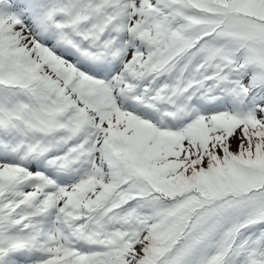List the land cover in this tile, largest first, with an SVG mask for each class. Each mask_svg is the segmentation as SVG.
<instances>
[{
  "label": "snow or ice",
  "instance_id": "1",
  "mask_svg": "<svg viewBox=\"0 0 264 264\" xmlns=\"http://www.w3.org/2000/svg\"><path fill=\"white\" fill-rule=\"evenodd\" d=\"M0 264H264V0H0Z\"/></svg>",
  "mask_w": 264,
  "mask_h": 264
},
{
  "label": "rangeland",
  "instance_id": "2",
  "mask_svg": "<svg viewBox=\"0 0 264 264\" xmlns=\"http://www.w3.org/2000/svg\"><path fill=\"white\" fill-rule=\"evenodd\" d=\"M233 147L235 148V145H233Z\"/></svg>",
  "mask_w": 264,
  "mask_h": 264
}]
</instances>
